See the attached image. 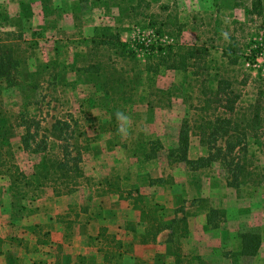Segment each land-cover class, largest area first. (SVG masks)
<instances>
[{"label": "rangeland", "instance_id": "rangeland-1", "mask_svg": "<svg viewBox=\"0 0 264 264\" xmlns=\"http://www.w3.org/2000/svg\"><path fill=\"white\" fill-rule=\"evenodd\" d=\"M252 1L254 0H0V13L11 21L9 25L7 23L0 27V37L10 39L5 35L7 32H18L30 40L31 32L27 30L26 22L38 14L46 22L57 21L59 31L65 30V34L70 37L74 35L72 32L76 19L80 23L81 36L89 35L92 27L97 25L117 31L121 41L134 50L136 59L141 64L145 62L144 50L152 45L163 48L176 40L186 46L208 45L217 49H210L209 68L218 69L217 72L221 75L228 73L230 78L238 81L236 86L242 96L239 105L243 104L245 107L254 99L258 71H264V18L249 14ZM262 3L264 4V0ZM38 33L37 46L32 59L27 63L29 70L46 63L49 49L53 47V43L49 45L48 41L55 34L50 31L46 36L45 31ZM230 43L236 44L242 57L237 64L228 66L220 58L221 51L218 50ZM252 51H257L255 55H260L255 60L247 57L253 55ZM71 59L72 56H69V63ZM144 79V96L149 97L152 91L158 89L166 94L163 96L165 102L151 112L145 104L137 103L138 89L135 94L136 104L126 112L131 121L125 134L117 130L104 132L100 123L107 116L100 114L98 110L87 112L85 108L81 112L83 109L79 105L91 88L70 84L76 80V76L69 72L57 73V80L54 82L46 75L39 80L37 76L30 77V82H38L40 89L31 100L35 103L26 109L25 116L33 122V126L34 123L39 124L36 141L44 138L43 146L54 156H59L60 148L58 149L59 142L49 132L50 126L55 120L69 125V130L75 136L68 131L64 133V141L79 146L82 153L81 167L88 179L82 181L78 188L83 201L92 191L94 195L99 194L97 191L103 187L98 184L104 178L101 176L104 172L99 168L96 172L93 171L92 165H100L105 162L104 155L114 154L119 160L113 162L115 170L112 169L109 174L110 179L118 178V183L121 182L118 176L113 175L119 173L125 179L135 182L132 189L144 188L142 192L148 197L147 201L149 198L153 201L157 196L156 200L163 207L164 217L165 212L169 216L182 211L189 216L192 227L199 229L201 224L194 221V215L208 211L207 231L203 238L192 235L181 241V253L188 254L189 259L199 257L201 250L206 259L202 263L197 260L189 262L190 264H264V185H246L240 190L227 187L226 173L218 162L201 168H190L191 166L181 162L169 163L167 150L176 147L181 122L195 113L189 105H197V87L193 84L190 73L183 77L182 73L173 70L160 69L150 78L144 74ZM147 79L149 82H146ZM64 80L67 84L63 83ZM187 95L188 102L184 98ZM153 96L155 94H152V99ZM2 99L0 137L11 144L14 163L25 176L31 177L39 170L37 165L40 155L24 151L22 147L21 136L24 130L18 126L17 120L23 109L21 92L17 88L10 89L4 92ZM155 142H159L163 149L159 151L156 160L147 165L148 168L141 167L144 162L143 151ZM248 147L249 154L255 156L249 167L264 173V148L253 139L248 140ZM188 154L194 160L199 156L206 157L208 151L199 144L196 136H191ZM147 169L155 174L158 182L148 180L149 176L143 174L136 175ZM10 193L13 192L9 190L7 179L0 178V207L8 205L7 197ZM15 199L13 206L18 209L23 207V203L28 210L35 211L37 208L36 199ZM33 213L36 212L31 214ZM32 219V222L38 220L37 217ZM247 230L256 231L261 237V245L254 259H242L236 255L239 243L236 235L239 231ZM221 244L224 246L221 247Z\"/></svg>", "mask_w": 264, "mask_h": 264}, {"label": "trees", "instance_id": "trees-1", "mask_svg": "<svg viewBox=\"0 0 264 264\" xmlns=\"http://www.w3.org/2000/svg\"><path fill=\"white\" fill-rule=\"evenodd\" d=\"M262 1H252L249 14L264 18ZM10 22L5 14L0 13V27H4L7 23L9 25ZM38 34L31 32L30 40L25 39L23 34L18 32H7L5 35L11 37L10 39L0 37V105L4 92L16 88L19 93L21 92L23 109L17 120L18 126L24 130L21 136L22 147L24 151L40 155L37 165L39 170L31 177H27L14 163V154L9 141L0 137V178L7 179L9 190L13 192L8 194L9 197L33 201L37 198L40 188L45 186H50L57 197L68 195L75 192L82 181L88 180L81 167L82 153L79 146L64 141V133L69 131L70 135H74L69 130L71 129L69 125L55 120L50 126L49 132L59 142L58 149L60 148L59 156H54L48 153L46 146H43L44 138L41 137L43 140L36 141L39 124L34 123L33 126V122L25 116L26 109L35 103L31 100L40 89L38 82H30V77L37 76L39 80L46 75L54 82L57 80V73L68 72L76 76V80L70 84L76 83L91 88L79 106L81 110L83 109L81 112L86 108L87 112L98 110L100 114L107 116L104 122L100 123L104 132L117 130L115 113L117 110L126 113L136 104L135 94L138 89L140 90L137 103L145 104L151 112L155 107L163 106L165 102L163 96L166 94L162 91L158 89L152 91V94H155L153 99L152 94L148 97L142 93V89L145 88L144 74L150 78L160 69L177 71L182 73L183 77L186 73H190L193 84L197 87V105H189L195 113L192 117L183 119L178 132L177 146L167 150L169 163L181 162L191 166L190 168L192 166L201 168L218 162L226 173L227 187L240 190L246 185L253 187L264 185V173L249 167L253 164L255 156L249 154L248 147V140L253 139L264 148V71H258V85L254 99L243 107V104L239 105L242 96L236 86L238 81L230 78L228 73L221 75L217 72L218 69L209 68L210 49L216 48L208 45L186 46L181 45L177 40L163 48L159 47L160 45L157 47L152 45L144 50L145 62L141 64L136 59L134 50L121 41L117 31L113 32L108 27H95L92 28L87 39L76 42V45L81 44L78 46L87 45V50L74 52L70 63L68 57L64 56L67 52L61 50L63 46L59 42L54 47L55 59L38 64L34 70H29L27 63L32 59L33 51L37 46ZM177 37L180 38V35L177 34ZM218 51H221L220 58L228 66L237 64L242 57L235 43H230ZM255 52L252 51L253 55L247 57L255 60L254 58L260 56L255 55ZM146 82H149V79ZM63 83L67 84L65 80ZM184 98L188 99V95ZM210 111L212 113H209ZM89 120L92 122L91 119ZM191 136H196L199 144L207 149L206 157L201 156L195 160L188 158ZM61 141L64 142L60 144ZM162 149L159 142L151 143L150 148L143 151L142 160L155 159ZM134 155L136 156V153ZM99 185L107 187L108 193L119 194L121 199L130 200L134 218L125 222V229L133 234L138 243H153L159 233L169 229L170 242L175 244L176 264H182L179 242L188 234L185 216L165 221L162 214L163 207L156 203L152 205L146 203L137 189L127 191L124 197L118 178L117 180L103 178ZM134 193L136 196L132 195ZM22 210L29 214L37 212V208L31 211L26 206H23ZM32 226V231L41 235V232L35 230L38 225ZM46 235L47 233H43L41 236L45 239ZM236 236L239 240L236 255L242 259H254L261 245L259 233L251 230L239 231ZM197 260H199L198 256L193 260L189 259L187 263Z\"/></svg>", "mask_w": 264, "mask_h": 264}, {"label": "crops", "instance_id": "crops-1", "mask_svg": "<svg viewBox=\"0 0 264 264\" xmlns=\"http://www.w3.org/2000/svg\"><path fill=\"white\" fill-rule=\"evenodd\" d=\"M61 22L62 19H60ZM79 24V20L76 19L72 32L74 35L70 37L65 34V30L59 31L57 21L46 22L43 16L39 17L36 14L28 19L26 28L29 32L42 31L44 33L45 31V36L48 31L55 34V37L48 41L49 45L53 43V47L49 49V57H47V62H49L56 58L54 47L59 42L63 46L61 50L67 52L64 55L67 57L73 56L76 51L87 50L85 44L83 46L76 45V42L89 37L79 34ZM96 27L101 26L97 25ZM73 42L75 43L69 44ZM188 153H190V145ZM114 156V154L104 155L105 162L100 164L103 166L95 165V163L92 165L93 171L96 172L99 168L104 172L101 176L110 178L109 174L114 169L113 162L119 160ZM188 158L191 159L189 154ZM110 159L112 162L109 161ZM155 160L156 158L144 161L141 167L147 166ZM118 174L113 175L121 179L119 186L125 197L127 191L133 190L135 182ZM139 174L149 176L148 180L157 179L149 169L137 172L136 175ZM78 188L71 194L57 197L50 186L41 187L35 200V203L38 204L35 214L23 211L22 207L16 208L13 206L16 199L8 196V205L0 207V264H176L175 244L170 242L171 231L169 229L159 233L155 242L140 244L133 234L125 229V222L134 218L130 200L121 199L119 194L108 193L107 187L103 186L100 191H97L99 194L95 193L94 195L92 191L83 201ZM143 189L138 188L137 190L146 203L151 205L159 203L156 200L157 196L153 198V201L150 198L147 201L148 197L142 192ZM132 195L136 196V193ZM23 206H26L25 203ZM208 214V211H201L194 215L196 216V219L193 217L194 221L201 224L199 229L192 227L189 216L182 211L174 212L169 216L165 212V217H163L166 221L185 216L188 225L186 238L200 235L202 239L207 231ZM32 217H37L38 220L32 222L34 220ZM34 224L38 225L35 230L41 232V235L47 233L45 239L32 231ZM182 239L179 242L180 248ZM181 255L182 264H186L189 261L188 254L181 253ZM205 260L201 250L199 261L202 263Z\"/></svg>", "mask_w": 264, "mask_h": 264}, {"label": "clouds", "instance_id": "clouds-1", "mask_svg": "<svg viewBox=\"0 0 264 264\" xmlns=\"http://www.w3.org/2000/svg\"><path fill=\"white\" fill-rule=\"evenodd\" d=\"M115 115L118 123L117 131L120 132L121 134H125L130 126L131 117L120 110H117Z\"/></svg>", "mask_w": 264, "mask_h": 264}]
</instances>
